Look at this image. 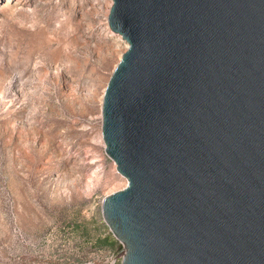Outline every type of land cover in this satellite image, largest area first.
<instances>
[{"label": "water", "instance_id": "water-1", "mask_svg": "<svg viewBox=\"0 0 264 264\" xmlns=\"http://www.w3.org/2000/svg\"><path fill=\"white\" fill-rule=\"evenodd\" d=\"M106 22L120 264H264V0H112Z\"/></svg>", "mask_w": 264, "mask_h": 264}, {"label": "rangeland", "instance_id": "rangeland-1", "mask_svg": "<svg viewBox=\"0 0 264 264\" xmlns=\"http://www.w3.org/2000/svg\"><path fill=\"white\" fill-rule=\"evenodd\" d=\"M111 1L0 0V264L121 263L101 214L127 184L101 135L126 50Z\"/></svg>", "mask_w": 264, "mask_h": 264}, {"label": "bare ground", "instance_id": "bare-ground-1", "mask_svg": "<svg viewBox=\"0 0 264 264\" xmlns=\"http://www.w3.org/2000/svg\"><path fill=\"white\" fill-rule=\"evenodd\" d=\"M112 38L113 39L111 40V42L114 43L115 46L117 47L123 46L124 48H126V42L122 38H120L119 34L113 35Z\"/></svg>", "mask_w": 264, "mask_h": 264}, {"label": "trees", "instance_id": "trees-1", "mask_svg": "<svg viewBox=\"0 0 264 264\" xmlns=\"http://www.w3.org/2000/svg\"><path fill=\"white\" fill-rule=\"evenodd\" d=\"M108 243L111 245V244H112V241H110V240H109V242H108Z\"/></svg>", "mask_w": 264, "mask_h": 264}]
</instances>
